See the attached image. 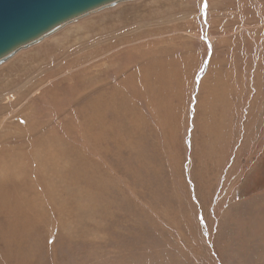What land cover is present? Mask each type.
I'll use <instances>...</instances> for the list:
<instances>
[{"label": "rangeland", "instance_id": "rangeland-1", "mask_svg": "<svg viewBox=\"0 0 264 264\" xmlns=\"http://www.w3.org/2000/svg\"><path fill=\"white\" fill-rule=\"evenodd\" d=\"M0 137V264H264V0H122L56 28L0 62Z\"/></svg>", "mask_w": 264, "mask_h": 264}, {"label": "water", "instance_id": "water-1", "mask_svg": "<svg viewBox=\"0 0 264 264\" xmlns=\"http://www.w3.org/2000/svg\"><path fill=\"white\" fill-rule=\"evenodd\" d=\"M121 0H0V62L56 28Z\"/></svg>", "mask_w": 264, "mask_h": 264}, {"label": "bare ground", "instance_id": "bare-ground-1", "mask_svg": "<svg viewBox=\"0 0 264 264\" xmlns=\"http://www.w3.org/2000/svg\"><path fill=\"white\" fill-rule=\"evenodd\" d=\"M122 1V0H121ZM119 2V1H118ZM99 9H101V8H99ZM98 9V10H99ZM97 10V9H96ZM95 11V10H94ZM77 31V30H76ZM54 32V31H53ZM52 33V32H51ZM50 34V33H49ZM47 36V35H46ZM85 37V36H84ZM43 38H45V36L43 37ZM42 40V39H41ZM127 42V41H126ZM125 42L124 41H121V42H116V43H114V44H112V45H110V46H108V47H106V52H108V51H110V50H112V49H114L116 46H118V45H120V44H124ZM24 48V47H23ZM22 49V48H21ZM20 49V50H21ZM137 49V47L135 48V50ZM134 50V51H135ZM103 52V51H102ZM136 52V51H135ZM134 52V53H135ZM100 53V52H99ZM99 53H96L97 54V56H98V54ZM133 53V54H134ZM151 53H152V51H151ZM156 53H158V52H156ZM105 55V52H103L102 53V55ZM107 54V53H106ZM118 55V54H117ZM133 56V55H132ZM152 56V54H149L147 57H151ZM154 56H158V54H155ZM107 57V56H106ZM117 57V56H116ZM105 58V57H104ZM108 58V57H107ZM109 60H112V59H115V58H113V57H111V58H108ZM113 62V61H112ZM68 63H66V65H67ZM101 65V64H100ZM160 65V64H159ZM171 65L172 64H169L168 62H164V60L162 61V66L161 67H163L165 70H169V71H172V68H170L171 67ZM88 66V65H87ZM86 66V67H87ZM156 66V65H155ZM124 67V66H123ZM160 68V67H159ZM99 69H102V67H100ZM89 70V68L88 69H83V73L85 74V75H87L88 76V71ZM142 70V69H141ZM140 70V71H141ZM160 70H162V68L160 69ZM94 71V70H93ZM136 71V70H135ZM140 71H138L137 72V74H140L141 72ZM70 72H71V70H70ZM118 72H119V70H115V75H118ZM132 72V71H131ZM154 72H156V71H154ZM83 73H81V79L83 80ZM92 73V72H91ZM134 73H136V72H132L130 75H129V78L128 79H131V86H129V88H130V90H132V91H134L135 90V86H134V83H133V79H132V77H134ZM90 74V73H89ZM95 74H97V73H95ZM150 73H145L144 74V78H145V80H150ZM157 75V74H156ZM98 76V75H97ZM101 76V75H100ZM148 76H149V79H148ZM119 77V76H118ZM156 77V76H155ZM158 77V76H157ZM98 78V77H97ZM116 80H117V77H116ZM169 80V79H168ZM84 81V80H83ZM82 81V82H83ZM127 81V80H126ZM157 81V80H156ZM94 82H99L98 80H96V81H94ZM94 82H88L87 84H85V83H83L84 84V88H83V90H85V89H88V87H86L89 83H94ZM147 82V85L148 86H150L149 84H151V82H149V81H146ZM137 83H138V81H137ZM96 84V83H95ZM94 84V85H95ZM101 85H104V84H101ZM100 85V86H101ZM110 85V84H109ZM116 85H118V84H116ZM207 86V85H206ZM114 87V86H113ZM112 87V88H113ZM124 87V86H123ZM139 87H140V85H139ZM102 88V87H101ZM96 89V88H95ZM99 88H97V90H98ZM116 89V88H115ZM118 89H119V87H118ZM216 89V87H214V90ZM137 90V89H136ZM94 91V90H93ZM92 91V92H93ZM96 91V90H95ZM141 91H142V89H141ZM124 92V91H123ZM210 92H212V90L210 91ZM119 93V92H118ZM146 93V92H145ZM104 94V93H103ZM102 94V95H103ZM114 94V93H113ZM121 94V93H120ZM124 94V93H123ZM213 94V93H212ZM105 95V94H104ZM137 95V94H136ZM214 96H215V98L217 99V95H216V90H215V93L213 94ZM115 96V95H114ZM114 96L112 95V97L111 98H109V94H107V98L105 97V96H103L102 98L100 97L98 100H97V102L98 103H102V102H105L106 104V106L107 107H113V106H119V104H111V103H117L118 102V98L116 97V98H114ZM95 97V96H94ZM120 97H122V96H120ZM133 97V96H132ZM131 97V98H132ZM142 97V96H141ZM93 98V97H92ZM124 98V97H123ZM143 98V97H142ZM126 99V102L127 103H129V100L127 99V98H125ZM136 99V98H135ZM90 100V99H89ZM152 100V99H151ZM91 102H95L96 100H90ZM120 101V100H119ZM98 103H93L92 104V107H94V109L99 105V106H102L103 107V105H100V104H98ZM86 105V104H85ZM85 105H83L82 106V109H84L85 108ZM88 105H91V104H87L86 105V107L88 106ZM120 105H121V103H120ZM140 105H142V104H140ZM149 105V104H148ZM214 105V104H213ZM205 108V110L207 111V113H209V111L211 112V110L213 111V108L211 109V106H212V104L210 105V104H204L203 105ZM202 106V107H203ZM92 107H90L89 106V108H92ZM121 107H123V106H121ZM214 107H215V105H214ZM114 108V107H113ZM109 109V108H108ZM92 110V109H91ZM98 110V109H97ZM102 110V109H101ZM103 110H104V112L106 111L105 109H104V107H103ZM94 111V110H93ZM99 111V110H98ZM108 111V110H107ZM199 112H200V109H199ZM203 113H205V112H203ZM218 113H219V111H218ZM94 114V113H93ZM103 114V113H102ZM201 114V113H200ZM200 114H199V117L201 118V116H200ZM206 114V113H205ZM213 114V113H212ZM203 116V115H202ZM205 116V115H204ZM95 117V116H94ZM209 117H211L210 115H209ZM204 118V117H203ZM208 118V117H207ZM207 118H205L204 120H202V123L200 124V126H202V131L207 135V133L209 134V132L211 133V130L209 129L208 130V124H209V120L207 119ZM214 119V118H213ZM77 120H78V118H77ZM90 120H91V117L88 115V117H87V120H86V123H85V127L86 126H89V125H91V122H90ZM95 121V120H94ZM79 122V121H78ZM200 122V121H199ZM93 123V122H92ZM96 123V122H95ZM142 123V122H141ZM211 123V122H210ZM103 126V125H102ZM90 127V126H89ZM96 127V126H95ZM143 129V128H142ZM31 130H33V129H31ZM104 130V129H103ZM106 130V129H105ZM139 130V129H138ZM35 132V131H34ZM70 134V133H69ZM3 139H5V138H3V137H0V141H2ZM7 141H2V142H0V144H3L4 145V143H6ZM94 142V141H93ZM15 150V149H14ZM4 151H6V152H8V148H4V149H1L0 148V152H4ZM202 152V157L203 156H206V153L208 152L207 151V146L201 151ZM201 154V153H200ZM14 158V157H13ZM17 160H19V159H14V161L16 162ZM33 160V159H32ZM38 166V165H37ZM54 173H56L55 171H53ZM6 173H8V163L5 161V160H3V164H0V186L1 185H3V184H5V183H7V177H4V174H6ZM11 175L12 176H10V177H8V180H10V179H13V177L15 176V177H17V179L19 180V185H21L22 183H24V179H22L23 177H24V173H26V167H25V169L23 170V169H20V167L19 166H17V167H15L14 169H12L11 170ZM8 176H9V174H8ZM16 180V179H15ZM11 182V181H10ZM12 183H13V181H12ZM11 183V184H12ZM6 187V186H5ZM18 188V187H17ZM17 188H15V189H17ZM2 190H3V188H2ZM2 192V191H1ZM16 192H17V190H16ZM0 194H2V193H0ZM20 195V194H19ZM45 196L48 198L49 196H47V194H45ZM77 210H80L81 208H84L85 207V204L84 203H79V202H77ZM64 203H62L61 202V211L62 212H64ZM87 213H90V212H87ZM86 234V233H85Z\"/></svg>", "mask_w": 264, "mask_h": 264}]
</instances>
